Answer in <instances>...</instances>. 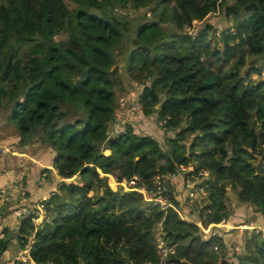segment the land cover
Masks as SVG:
<instances>
[{
  "label": "trees",
  "instance_id": "obj_1",
  "mask_svg": "<svg viewBox=\"0 0 264 264\" xmlns=\"http://www.w3.org/2000/svg\"><path fill=\"white\" fill-rule=\"evenodd\" d=\"M226 1L0 0V113L21 145L54 151L63 180L44 202L47 219L20 221L16 240L33 264H160V233L176 251L167 264H264L261 233L246 230L237 254L231 232L217 227L234 200L264 217V0ZM130 8L151 12L127 71L142 86L141 116L166 121L164 144L133 122L109 135L125 89L116 50L132 30ZM221 10L227 25L218 29L207 19ZM178 175L205 186L194 201L206 235L181 216L168 180ZM135 177L150 197L162 182L180 212L113 187ZM13 236L0 232V259Z\"/></svg>",
  "mask_w": 264,
  "mask_h": 264
},
{
  "label": "crops",
  "instance_id": "obj_2",
  "mask_svg": "<svg viewBox=\"0 0 264 264\" xmlns=\"http://www.w3.org/2000/svg\"><path fill=\"white\" fill-rule=\"evenodd\" d=\"M129 98L127 97L125 98V100L124 98H118L119 109L115 118V122L110 126V133L112 135L114 134L113 132L114 128L116 127L118 117L121 116V114H123L124 112H127L131 105L137 103L138 98L136 99V102L128 104L131 101V98ZM153 120V118H143L140 114L137 117H134L130 122H133L138 133L144 132L160 141L165 135L162 129L159 128L158 124H156V122H152ZM0 144L9 146L13 151L12 155L5 158H0V189L9 186L12 190L11 195H8V198L4 200V204H0V232L3 230H8L10 233H13L14 236L10 244L11 246L14 244L18 245V242L16 240V233L21 221L13 215V209L22 204L28 205L30 208H34L40 202L51 197L53 193H57L63 180L58 176L57 170L54 168V151L50 147L44 145L42 142H34L28 145H21L20 138L17 132H13V130L11 131L9 128H6L5 123L1 120ZM109 154L110 151H105V155ZM44 173L47 174L45 178L43 177ZM182 178V175H178L168 178V180L171 182V185L173 186L175 192L179 193L180 195L178 196V200L180 201L182 207V218L186 220H192L191 217L193 218V215L190 216L189 213L193 211L194 208H191L192 206L190 207L189 202L186 201V199H188L187 188ZM238 204L239 203H237V201H233V216L228 221H225V224L217 225V227L227 231V228L237 229L239 226H241L240 228L242 229V227L244 226H250L246 222H244V218H242L243 220L237 219V215L241 218L239 212H241L243 208L253 210L252 206L241 204V206H239ZM4 207H6L8 214H4V212L2 211V208ZM247 213L248 212L246 211V214ZM250 213H252L250 217H247L245 215V212H241L240 214H242L243 217L246 216L248 218V222L251 220V217L256 214L254 213V210ZM256 216L259 217L257 219L259 225L262 224L264 227V217L259 213H257ZM193 220L196 221V224L201 226V224L198 222L199 219L193 218ZM238 221H241V223L238 224L239 226H235L234 223ZM14 224L16 225L14 226L16 230H13V228L12 230H10L11 228L8 227H13ZM249 224L255 223L252 222ZM262 231H264V229ZM158 236L159 239L162 238L161 233ZM9 250L5 255L9 254ZM18 250L20 252L19 254H23L25 252L27 254L28 260L30 261L28 249L21 251L18 247ZM16 260H18V258H16L15 261ZM30 263L33 264L31 261Z\"/></svg>",
  "mask_w": 264,
  "mask_h": 264
},
{
  "label": "rangeland",
  "instance_id": "obj_3",
  "mask_svg": "<svg viewBox=\"0 0 264 264\" xmlns=\"http://www.w3.org/2000/svg\"><path fill=\"white\" fill-rule=\"evenodd\" d=\"M227 2H228V4H231L233 2V0H227L226 3ZM226 3L224 4V6L226 5ZM69 6L71 8L74 7V5H72V4H69ZM93 12H95V11H93ZM144 15H146V17ZM118 16L121 17V15H118ZM123 16L127 17L129 19V22L131 24L132 30L129 31L125 35V37H129V38H124L123 39V43H122L123 46H121L120 49L116 50V56H117V64L116 65H117V67H118V69H119V71L121 73V76H122L123 81H124V87H125V89L122 92H118L117 93V96H118L119 99L124 98V100H125V98H127V97L129 98L130 97L131 99L130 98L129 99L131 101L128 103V104H130L132 102H136V99L139 97V92L142 89V86L139 85V84L134 83L130 79V77L128 75V71H127V65H128L127 56L129 55V51L131 49H134V46H133L132 42L136 38V28L141 23H143L146 19H152V17H150L151 16V12L150 11H145V10L136 11V10L131 9V8L128 9V10H123ZM207 21L211 22L218 29H220V27L224 28L227 25L226 24V20H225V14H224L223 11L221 13H216L214 15L209 16ZM195 24H196V26L193 29L194 31L201 25L200 23H195ZM263 78H264V76H263ZM132 99H133V101H132ZM8 114H9V112H6V111L3 112V113H0V120L5 123V127L6 128H9L11 131L13 130V132H17L15 126L13 125V123L10 122L7 119ZM152 122H154V123L156 122L157 123L156 119H154ZM142 133H144V132H142ZM168 133H169V136H174L175 135L174 131H170ZM160 141H161L162 144H164L165 136ZM258 160H259V158H258ZM72 181L73 182H78V179L74 178ZM111 184H112V181H111ZM113 187H115L116 190L118 189V186L117 187L113 186ZM176 195L180 196L179 193H176ZM187 196H189L188 190H187ZM232 196L234 198L235 194L233 193ZM198 201L199 200L194 201V198H193V201L192 200L190 201V207L192 206L191 208H194V210L191 211V212H194L192 215H193V218H195V219H199V214H198V212L196 210V206H197V204H199ZM238 205L241 206L240 204H238ZM4 208L6 209V207H4ZM4 208H2V211L4 212V214H8L7 209L5 210ZM248 210L249 209H247V208H243V210L241 212L242 213L245 212V215L247 217H250L252 215V213H250V212L253 211L254 209L253 210H249L250 212ZM176 211L180 212L177 209H176ZM246 211L248 212L247 214H246ZM241 212H239V215H241V218L237 215V219L243 220L242 218H244V222H246L248 218L246 216L243 217L242 214H240ZM192 215H190V216H192ZM193 218L191 217L192 220H193ZM258 218L259 217L256 216V214H254L253 217H251V219H254V223L256 225L255 224H248L250 226H244V227H242V229L240 228L241 226H239L237 229L227 228V232H231L228 235V238H229L228 239L229 240L228 241V245H229L230 248H231L232 244L236 245V250L242 247L243 240H244V237L246 235V233H245L246 229H248L250 231V234L253 233L254 231H257L258 233L260 231L264 232V231H262L264 229L263 225L262 224L259 225V223L257 222ZM240 223H241V221H238V222H235L234 224H235V226L236 225L238 226V224H240ZM8 224H10V223H8ZM14 226H16V225L14 224L13 227L11 226V227H8V228H11L10 230H12V228H13V230H14L15 229ZM158 238H159V236H158ZM18 247H19V244L18 245H16V244L11 245L10 246V250H9V254L3 256L0 259V264H14L16 261L21 262L22 264H31L30 261L27 258V254L25 252L23 254H19L20 252L18 250ZM230 253L232 255L233 248L230 250ZM16 258H18V260L15 261Z\"/></svg>",
  "mask_w": 264,
  "mask_h": 264
},
{
  "label": "built area",
  "instance_id": "obj_4",
  "mask_svg": "<svg viewBox=\"0 0 264 264\" xmlns=\"http://www.w3.org/2000/svg\"><path fill=\"white\" fill-rule=\"evenodd\" d=\"M142 113V108L141 106L137 104L131 105V107L128 109L127 112H124L121 114V116L118 117L116 127L114 128V134L119 133L121 128L129 123L134 117H137ZM166 121H160L158 122V126L161 129H165L166 127ZM110 136L112 135L111 133L109 134ZM13 151L12 149L4 144H0V158H5L7 156L12 155ZM36 163V162H35ZM182 172H187L188 169L186 167H182ZM207 172L204 171L201 173V176L206 177ZM47 176L46 173H44V178ZM174 177V176H173ZM113 181L116 184V187H123L125 190H135L141 194H143L148 202L153 203L154 206H158L162 210H167L168 208H176L173 206V204L170 202L169 197L164 194V185L160 181H156V191L153 193L154 197H150L147 194V190L145 187H139L138 186V178L135 177L130 181H124L123 183H118L115 179ZM186 188L189 193V198H194L198 199L201 198L204 193H205V186H199V178L194 179V180H187L185 182ZM12 193V190L9 186H6L5 188L0 189V204H4V200L8 198V195L10 196ZM53 193L52 195H54ZM45 200L40 202L38 205H36L34 208H30L28 205H19L17 208L13 209L12 213L13 215L18 218V219H23L24 217L33 214L34 219L33 222L35 224H39L43 220L47 219V212H46V207L44 204ZM222 224H225V221L222 222ZM198 225V224H197ZM200 226V225H199ZM201 227V226H200ZM202 228V227H201ZM202 231L204 235L208 233V230H205L202 228ZM263 235L264 237V232H259ZM158 248H159V255H160V264H167L170 256L175 255L176 251L174 247H169L167 246L166 242L164 241L163 238L159 239L158 242ZM242 253V248H239L237 250V254Z\"/></svg>",
  "mask_w": 264,
  "mask_h": 264
}]
</instances>
